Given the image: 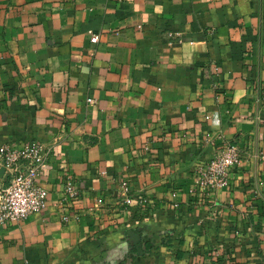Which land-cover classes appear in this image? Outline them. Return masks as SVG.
I'll use <instances>...</instances> for the list:
<instances>
[{"label":"crops","instance_id":"0c3cea01","mask_svg":"<svg viewBox=\"0 0 264 264\" xmlns=\"http://www.w3.org/2000/svg\"><path fill=\"white\" fill-rule=\"evenodd\" d=\"M23 138L47 202L0 264H264V0H0V145Z\"/></svg>","mask_w":264,"mask_h":264},{"label":"built area","instance_id":"2783aa9c","mask_svg":"<svg viewBox=\"0 0 264 264\" xmlns=\"http://www.w3.org/2000/svg\"><path fill=\"white\" fill-rule=\"evenodd\" d=\"M90 99H88V102ZM49 149L35 139L5 141L0 145V169L8 178L0 188V226L23 222L29 215L46 207L47 192L39 178L48 163ZM240 151L234 144L218 148L212 158L199 169L197 187L200 191L217 190L228 186L230 176L240 165ZM123 206L132 205V193L127 181L119 188ZM78 197L71 184L65 188L63 207Z\"/></svg>","mask_w":264,"mask_h":264},{"label":"water","instance_id":"95a60500","mask_svg":"<svg viewBox=\"0 0 264 264\" xmlns=\"http://www.w3.org/2000/svg\"><path fill=\"white\" fill-rule=\"evenodd\" d=\"M0 172L2 173V172H4V170H3V169H1V171H0Z\"/></svg>","mask_w":264,"mask_h":264}]
</instances>
